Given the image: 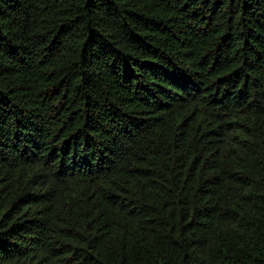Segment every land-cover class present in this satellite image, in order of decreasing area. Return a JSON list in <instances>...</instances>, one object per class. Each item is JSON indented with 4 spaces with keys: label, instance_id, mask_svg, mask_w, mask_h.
<instances>
[{
    "label": "trees",
    "instance_id": "trees-1",
    "mask_svg": "<svg viewBox=\"0 0 264 264\" xmlns=\"http://www.w3.org/2000/svg\"><path fill=\"white\" fill-rule=\"evenodd\" d=\"M0 264H264V0H0Z\"/></svg>",
    "mask_w": 264,
    "mask_h": 264
}]
</instances>
